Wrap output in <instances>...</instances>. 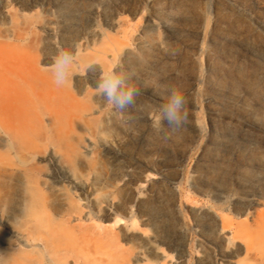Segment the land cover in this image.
Listing matches in <instances>:
<instances>
[{"label":"rangeland","instance_id":"1","mask_svg":"<svg viewBox=\"0 0 264 264\" xmlns=\"http://www.w3.org/2000/svg\"><path fill=\"white\" fill-rule=\"evenodd\" d=\"M0 46L46 67L59 47L89 57L69 85L85 109L86 127L75 128L87 140L82 181L60 173L52 146L38 157L56 197L81 206L70 226L94 223L81 225L99 243H80L88 264H253L246 240L264 220V0H0ZM117 61L140 88L123 112L95 92ZM171 84L182 86L188 120L165 137L152 126L163 102L154 87ZM29 106L44 123L63 112L54 91ZM4 235L0 264H15ZM75 253L66 264H82Z\"/></svg>","mask_w":264,"mask_h":264},{"label":"bare ground","instance_id":"2","mask_svg":"<svg viewBox=\"0 0 264 264\" xmlns=\"http://www.w3.org/2000/svg\"><path fill=\"white\" fill-rule=\"evenodd\" d=\"M76 10L70 3L65 7L68 16ZM88 61L86 55H77L76 68L85 67ZM46 65L48 62L43 64L35 55L7 56L0 52V231H7L2 238L6 240L15 264H26L24 260L33 264H66L74 252L77 262L88 264L90 249L80 243H89L91 239L84 228L94 223L86 225L87 221L84 224L77 221L86 226L78 223L70 226L72 216L80 215L81 206L72 194L56 197L60 191L56 178L54 174H45L46 178L42 179L43 169L38 161L45 148L52 146L51 159L56 161L60 173L75 182L82 181V167L88 158L85 151L87 140L75 128L84 130L86 127L85 109L81 106L82 110H79L81 101L69 88L70 84L57 87L53 83ZM89 88L81 85L75 89L77 94L81 92L89 96ZM44 90L56 92L63 107L61 117L49 114L45 123L29 106ZM18 190L23 192L22 197H16ZM93 212L90 214L94 215ZM94 229L93 232L100 230ZM256 229L249 233L253 235L246 240L245 252L253 264H264V220ZM235 233L245 236L248 232L239 227Z\"/></svg>","mask_w":264,"mask_h":264},{"label":"clouds","instance_id":"3","mask_svg":"<svg viewBox=\"0 0 264 264\" xmlns=\"http://www.w3.org/2000/svg\"><path fill=\"white\" fill-rule=\"evenodd\" d=\"M99 64L93 61L88 67ZM77 56L74 51L59 47L56 55L52 57L49 71L53 83L57 87L67 86L75 75ZM135 71L125 69L123 64L112 63L102 68L95 84V92L101 96L114 110L123 112L136 104L140 95V88L134 83ZM155 92L162 97V103L155 110L153 130L157 134L168 136L165 126L173 132L182 128L188 120L187 98L182 86L177 84L156 85Z\"/></svg>","mask_w":264,"mask_h":264}]
</instances>
